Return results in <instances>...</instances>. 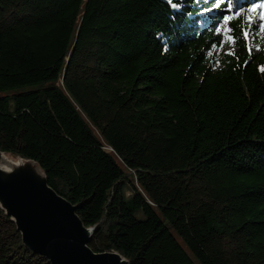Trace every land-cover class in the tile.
<instances>
[{
	"label": "trees",
	"instance_id": "trees-1",
	"mask_svg": "<svg viewBox=\"0 0 264 264\" xmlns=\"http://www.w3.org/2000/svg\"><path fill=\"white\" fill-rule=\"evenodd\" d=\"M232 4L0 0V150L40 166L94 252L264 264V50L245 39L264 0ZM0 264H51L1 209Z\"/></svg>",
	"mask_w": 264,
	"mask_h": 264
},
{
	"label": "water",
	"instance_id": "water-1",
	"mask_svg": "<svg viewBox=\"0 0 264 264\" xmlns=\"http://www.w3.org/2000/svg\"><path fill=\"white\" fill-rule=\"evenodd\" d=\"M3 155L0 150V209L27 250L51 264H129L115 252L90 248L94 229L86 228L76 207L50 188L36 162L16 158L18 163L6 171Z\"/></svg>",
	"mask_w": 264,
	"mask_h": 264
},
{
	"label": "rangeland",
	"instance_id": "rangeland-1",
	"mask_svg": "<svg viewBox=\"0 0 264 264\" xmlns=\"http://www.w3.org/2000/svg\"><path fill=\"white\" fill-rule=\"evenodd\" d=\"M262 14H258V17L254 19V25L256 30H252L245 34L246 42L248 46L255 50V52H259L264 50V28L261 27V24L264 23L261 17ZM217 53L219 51H216ZM11 159H16L15 157L9 156Z\"/></svg>",
	"mask_w": 264,
	"mask_h": 264
},
{
	"label": "snow or ice",
	"instance_id": "snow-or-ice-1",
	"mask_svg": "<svg viewBox=\"0 0 264 264\" xmlns=\"http://www.w3.org/2000/svg\"><path fill=\"white\" fill-rule=\"evenodd\" d=\"M171 2V0H170ZM224 3V0H217V4H223ZM233 4H232V0H227V7L228 9L230 10L232 8ZM177 7H179V5H177ZM257 8V4L253 3L251 6H250V9L249 10H252V9H255ZM244 11V9H240V12H237L235 13V15H240V13H242ZM223 19L225 21H229L231 19V16L230 15H225L223 17ZM252 17H249V20H251ZM262 21H264V16L261 17ZM261 27L264 28V23L261 24Z\"/></svg>",
	"mask_w": 264,
	"mask_h": 264
},
{
	"label": "bare ground",
	"instance_id": "bare-ground-1",
	"mask_svg": "<svg viewBox=\"0 0 264 264\" xmlns=\"http://www.w3.org/2000/svg\"><path fill=\"white\" fill-rule=\"evenodd\" d=\"M18 163V160L11 159L9 156L3 155L1 167L3 170H9L11 167L15 166Z\"/></svg>",
	"mask_w": 264,
	"mask_h": 264
}]
</instances>
